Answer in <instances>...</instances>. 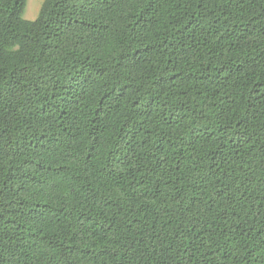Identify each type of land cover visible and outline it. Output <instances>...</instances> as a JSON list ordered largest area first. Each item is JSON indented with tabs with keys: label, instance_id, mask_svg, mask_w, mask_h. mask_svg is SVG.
I'll list each match as a JSON object with an SVG mask.
<instances>
[{
	"label": "trees",
	"instance_id": "obj_1",
	"mask_svg": "<svg viewBox=\"0 0 264 264\" xmlns=\"http://www.w3.org/2000/svg\"><path fill=\"white\" fill-rule=\"evenodd\" d=\"M0 0V264H264V0Z\"/></svg>",
	"mask_w": 264,
	"mask_h": 264
},
{
	"label": "rangeland",
	"instance_id": "obj_2",
	"mask_svg": "<svg viewBox=\"0 0 264 264\" xmlns=\"http://www.w3.org/2000/svg\"><path fill=\"white\" fill-rule=\"evenodd\" d=\"M42 1L43 0H26L22 17L26 20H32L36 18Z\"/></svg>",
	"mask_w": 264,
	"mask_h": 264
}]
</instances>
